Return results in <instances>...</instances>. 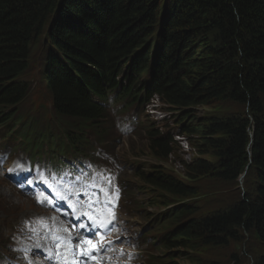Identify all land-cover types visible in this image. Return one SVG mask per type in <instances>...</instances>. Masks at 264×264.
Masks as SVG:
<instances>
[{
  "label": "trees",
  "instance_id": "1",
  "mask_svg": "<svg viewBox=\"0 0 264 264\" xmlns=\"http://www.w3.org/2000/svg\"><path fill=\"white\" fill-rule=\"evenodd\" d=\"M152 61L149 76L191 145L216 160L189 164V184L150 180L159 207L178 211L167 258L204 264L209 252L245 236L264 244V0H0V106L26 98L36 69L61 118H87L100 111L90 89L101 92L129 62L142 76ZM230 102L242 112L194 114ZM149 147L160 160L172 153L161 139ZM245 172L232 205L195 217L201 206L186 200L200 194L199 179L238 186Z\"/></svg>",
  "mask_w": 264,
  "mask_h": 264
},
{
  "label": "rangeland",
  "instance_id": "2",
  "mask_svg": "<svg viewBox=\"0 0 264 264\" xmlns=\"http://www.w3.org/2000/svg\"><path fill=\"white\" fill-rule=\"evenodd\" d=\"M40 51V49H39ZM33 76H36L39 80V73L35 69L32 71L28 77L29 79ZM162 108V107H161ZM113 108L111 105H108L106 108L107 110H112ZM243 106L237 103H225L222 105H218L215 107H199L196 109L197 116L202 117L205 115H213V114H230V113H236V112H242ZM165 111V110H163ZM168 112V111H167ZM174 128V127H173ZM128 138V137H127ZM134 138H129L126 143L121 147L120 152L128 154L126 151L129 147L130 149L134 150L135 153H139L142 155L141 151L142 147L145 144L144 137H140L135 142H131V140ZM0 142H6L10 146L9 149H4V145L0 144V152L2 153L0 157H3V163L1 164L8 172L9 177H13L17 179V174L25 172L28 175L27 182H35L39 179V172L32 166H21L16 165L15 162L17 158L21 157L22 154H24L25 151V145L22 142L21 144L12 145L9 141H0ZM128 143H130L128 145ZM183 142L175 143L174 148L177 151V155L174 159H172L171 162H169V165L167 166L168 171L171 175L184 179V171H183V162H190L193 157H196L197 154L195 151H192L191 149L183 148V151L180 150V148H176L177 146L182 145ZM143 156V155H142ZM206 159H209L213 162L216 160L210 156H205ZM144 159H147L144 157ZM133 172V169H130ZM125 173V172H124ZM4 171L0 168V175L3 176ZM127 176V174H125ZM18 180V179H17ZM0 181H3L0 179ZM202 191L200 196V202L202 205V209L200 212V215H204L207 213H210L212 211L218 210V209H225L232 205L237 199L238 194L242 191V185H236L235 184H224L221 182H217L215 180L211 179H205L200 182ZM0 197L11 201L15 206H19L20 202L18 200V192L16 189L10 185L9 183L0 184ZM2 206H4L3 202L4 200L1 199ZM0 202V203H1ZM112 208H116L113 206ZM160 208V207H159ZM23 208H20L17 212H21ZM110 207L104 208V210L108 211ZM150 211L155 210L153 208L150 209ZM129 222L131 232L138 233L140 231V223L132 221H126L123 220L118 223L119 226H122L121 224H127ZM264 255V244L260 243L259 241H256L252 236H245L243 241L241 243H234L231 242L227 247L225 248H219L217 250H212L209 252L207 257L201 258V262L204 264H211V261H214V264H254L255 257ZM182 264L184 262L180 260Z\"/></svg>",
  "mask_w": 264,
  "mask_h": 264
},
{
  "label": "bare ground",
  "instance_id": "3",
  "mask_svg": "<svg viewBox=\"0 0 264 264\" xmlns=\"http://www.w3.org/2000/svg\"><path fill=\"white\" fill-rule=\"evenodd\" d=\"M34 85H35V87L32 88L31 86H34ZM28 89H30L32 91V93L36 94V95H38L39 91H40V90H38L39 86L35 82H32V81L30 83L28 82ZM94 101L95 102L93 104L96 105L100 109V111L98 113H95V115L92 113V115L88 116L87 120H86L87 122H89V121H93V122L106 121L108 114H109L108 111H106V108L108 107V105H111L113 108H115V110L112 109L109 111L118 113V115H122V114H124V109L127 108L128 106H130L132 103L142 102V100H140L139 98L134 99V98L129 97L127 94H113V93L105 95L102 99H98L95 96ZM50 105H56V104L53 100H50ZM124 134H126V133L124 132ZM126 137H128L127 134H126ZM125 156L128 157L127 155H125ZM120 161L122 164H125V162L122 159H120ZM153 161L159 165H165L166 164L165 161H161L158 158H154ZM104 168H102L100 171H105ZM128 169H133V172H132L133 174L137 173V170L132 168V166H129ZM124 172H125V174H127L126 171H124ZM127 177H128V174H127ZM126 183H127V185H131V183L128 180ZM124 220L127 221L129 219H124ZM121 225L123 226L124 224H121Z\"/></svg>",
  "mask_w": 264,
  "mask_h": 264
},
{
  "label": "snow or ice",
  "instance_id": "4",
  "mask_svg": "<svg viewBox=\"0 0 264 264\" xmlns=\"http://www.w3.org/2000/svg\"><path fill=\"white\" fill-rule=\"evenodd\" d=\"M3 159H4L3 157H0V160H3ZM41 181H42L43 183H45V184H48L49 187H52V185H51V183L49 182V180L46 179V178H44L43 176H41ZM107 183L110 184V180H108ZM92 186L95 187L96 185L93 184ZM99 192L102 193V194H104L105 197H106V198H105V201H104L105 205H106L107 207H111V203H112V202L109 201V199L107 198V197H108L107 189H105V188H100V189H99ZM117 193H118V190H117ZM61 198L63 199L64 197H61ZM46 199H47V198L44 197L43 194H41V193H38V194H37V202H38V203H44ZM97 202H99V201H97ZM70 206H73V205L70 204ZM73 207H74V206H73ZM111 215H114V213H111ZM89 219L91 220V227H92L93 229H95V228H107V227H108V225H107L106 223H98L97 220L92 219L91 217H89ZM33 231H35V229H33ZM80 243H81L82 245H84V248L79 250V254H80V255H83V256H86V257H88L89 259L94 258L95 254H96V253H99L102 249H103V250H107V245H99V244H97L96 242H94V240L91 239V238L83 239V240L80 241ZM89 246H90V247H89ZM75 251H76V250L74 249V252H75Z\"/></svg>",
  "mask_w": 264,
  "mask_h": 264
},
{
  "label": "water",
  "instance_id": "5",
  "mask_svg": "<svg viewBox=\"0 0 264 264\" xmlns=\"http://www.w3.org/2000/svg\"><path fill=\"white\" fill-rule=\"evenodd\" d=\"M244 177V175L242 176V178Z\"/></svg>",
  "mask_w": 264,
  "mask_h": 264
}]
</instances>
